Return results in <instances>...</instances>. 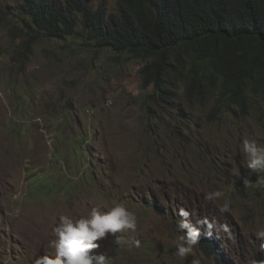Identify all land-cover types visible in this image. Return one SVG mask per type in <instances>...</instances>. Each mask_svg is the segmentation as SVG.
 Here are the masks:
<instances>
[{
	"label": "rangeland",
	"instance_id": "obj_1",
	"mask_svg": "<svg viewBox=\"0 0 264 264\" xmlns=\"http://www.w3.org/2000/svg\"><path fill=\"white\" fill-rule=\"evenodd\" d=\"M80 1L116 13L117 0ZM22 2L0 0V264H35L54 253L60 216L117 203L137 227L94 242L110 264H217L220 255L260 264L264 171L248 169L243 141L264 147V97L248 96L244 110L215 108L205 80L186 94L183 71L170 103H159L142 62L98 48L79 21L64 38L39 33ZM215 191L223 196L207 200ZM181 210L215 239L217 255L198 244L176 255L174 241L187 232Z\"/></svg>",
	"mask_w": 264,
	"mask_h": 264
},
{
	"label": "trees",
	"instance_id": "obj_2",
	"mask_svg": "<svg viewBox=\"0 0 264 264\" xmlns=\"http://www.w3.org/2000/svg\"><path fill=\"white\" fill-rule=\"evenodd\" d=\"M20 11L39 33L59 38L77 33L79 21L98 48L142 62V81L159 103H170L183 71L186 94L205 80L215 108L244 110L248 96L264 97V0H117L114 14L80 0H23ZM199 246L217 255L208 234ZM216 262L229 264L222 255Z\"/></svg>",
	"mask_w": 264,
	"mask_h": 264
},
{
	"label": "clouds",
	"instance_id": "obj_3",
	"mask_svg": "<svg viewBox=\"0 0 264 264\" xmlns=\"http://www.w3.org/2000/svg\"><path fill=\"white\" fill-rule=\"evenodd\" d=\"M243 153L248 169L254 172L264 171V147L258 146L254 140L245 139ZM222 196V192L215 191L208 193L206 199L212 201ZM229 203V201H225L220 210L228 211ZM103 207L104 205L92 207L86 217L79 219H73L68 215L60 216L58 226L54 229L57 237L54 241V253L38 257L35 264H110V259L105 254H96L92 251L99 247V244L94 242L106 238L108 234L115 235L123 230L135 231L137 222L135 214L124 204L117 203L108 211H103ZM155 207L157 206L155 205ZM171 210L168 207L167 211L171 212ZM181 215L185 219L178 223V227L187 229V232L185 235L179 236L174 244L176 255L184 259L193 253L197 244L199 245L200 233H208H199L198 228L189 225L187 222L188 212L181 210ZM198 223L207 224L208 229L213 227V223L207 220L198 221ZM210 238L215 241L213 237L210 236ZM133 243L139 245L138 241H133ZM210 255L215 254L211 253ZM259 263L264 264V257ZM191 264H200V261L193 258Z\"/></svg>",
	"mask_w": 264,
	"mask_h": 264
}]
</instances>
